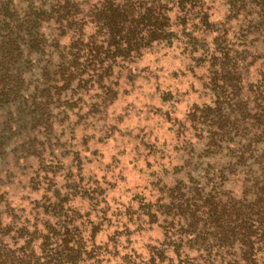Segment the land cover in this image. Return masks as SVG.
Listing matches in <instances>:
<instances>
[{
	"label": "rangeland",
	"instance_id": "374dc122",
	"mask_svg": "<svg viewBox=\"0 0 264 264\" xmlns=\"http://www.w3.org/2000/svg\"><path fill=\"white\" fill-rule=\"evenodd\" d=\"M231 1L197 0L181 11L171 7L177 38L132 62L73 61L68 52L77 35L66 29L56 46L52 36L59 33L52 25L42 27L43 38L28 62L17 52L0 60V91L22 81L32 104L23 103L28 99L23 92L0 94V248L13 249L27 230L35 234L38 256L47 232L54 243L69 231L70 239L89 242L86 252L95 251L94 260L82 264L149 261L150 249L164 243V232L161 223L143 216L147 205L178 203L175 173L190 200L193 182L207 168L198 160L204 129L189 117L209 103L205 67L189 60L181 43L194 36L209 46L216 37L230 43L233 34L237 38L236 22L227 20ZM198 2L208 8L211 23L231 25L233 34H203ZM82 31L93 35L90 25ZM9 66L28 72L6 83ZM235 184L227 191L239 198L241 184ZM165 255L171 264L174 254Z\"/></svg>",
	"mask_w": 264,
	"mask_h": 264
},
{
	"label": "trees",
	"instance_id": "16d2710c",
	"mask_svg": "<svg viewBox=\"0 0 264 264\" xmlns=\"http://www.w3.org/2000/svg\"><path fill=\"white\" fill-rule=\"evenodd\" d=\"M194 1L0 0V60L9 61L17 52L19 59L28 62L35 44L41 42L38 38H43L42 27L52 25L59 33L52 36L56 46L66 29L77 35L70 48L74 51L68 52L73 61L85 58L100 65L132 62L173 42L177 34L169 12L173 7L181 11ZM229 7L227 20L236 22L237 38L229 32L231 25L211 23L202 3L195 8H200L197 19L203 34H233L231 43L216 37L209 46L197 42L195 36L193 42L181 43L183 54L205 67L204 91L209 103L194 109L189 117L204 129L206 142L198 160L207 162V168L193 182L190 200L184 199L186 185L175 173L178 203L147 205L143 216L149 217L150 224L161 223L164 243L150 249V259L144 264H155L157 259V264H168V252L174 254L171 264H264V0H232ZM87 25L93 30L89 38L82 31ZM4 71L6 83L28 72L11 66ZM17 82L3 86L0 94L6 91L5 96L18 97L23 92L28 98L23 103L32 105L28 87L24 90L22 81ZM236 182L241 184L239 198L227 191ZM47 233L41 239L40 255L32 247L35 234L26 230L13 249L0 248V264H82L94 260L91 252L95 251L86 252L88 241L72 240L66 231L53 243V233ZM194 251L198 254L191 257ZM124 260L123 264H135L133 259Z\"/></svg>",
	"mask_w": 264,
	"mask_h": 264
}]
</instances>
